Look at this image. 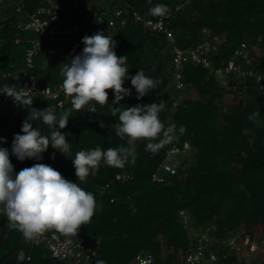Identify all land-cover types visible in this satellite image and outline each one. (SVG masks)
Here are the masks:
<instances>
[{
  "label": "trees",
  "instance_id": "16d2710c",
  "mask_svg": "<svg viewBox=\"0 0 264 264\" xmlns=\"http://www.w3.org/2000/svg\"><path fill=\"white\" fill-rule=\"evenodd\" d=\"M39 1L24 0L28 8L35 7ZM158 4L169 8L167 21L176 31L182 47L197 43L203 27L213 33L226 34V51L222 55H228L242 40L255 41L261 36L264 45V0H95L87 11L125 8L156 18L149 14V9ZM7 23L1 30L14 34L15 29ZM109 36L116 41L117 56L128 57L126 66L130 77L141 69L157 81L156 88L138 100L131 80H126L124 87L131 89V95L120 104L126 108L163 103L159 118L164 125L175 124L177 129L183 125L186 131L155 153L145 150L147 141H138L134 163L116 168L101 161L96 174H90L86 181L80 182L72 163L77 152L97 146L104 150L128 146L126 138L118 137L112 127L119 120L118 115L111 114V102L115 97L109 90V103L95 104V113L87 106L80 111L70 109L66 126L70 143L67 157L50 144L42 153V160H23L18 172L35 163H44L58 170L67 180L77 182L87 192L95 190L97 184L110 183L95 197L96 206L90 221L79 229L88 239L98 243L99 255L92 264L100 261L134 264L135 255L142 251L153 253L158 262L160 255L169 260L176 259L188 247L180 209L188 210L197 224L213 222L216 232L239 231L240 241L264 239V100L254 95L245 105L238 103L230 112L224 113L220 105L223 90L217 81L208 76L204 68L188 62L184 74L190 96L184 97L174 109L171 120L167 121L165 112L172 110L170 56L161 34L131 24L118 28ZM84 47L82 39L71 37L58 44L47 43L46 49L62 51L63 57H67L45 64L43 58L48 52H41L35 71L38 82H63L62 63H70ZM23 52V45L7 41L0 47V66L15 68L21 63ZM260 60L264 67V57ZM20 107L27 106L17 104L13 98L8 107L1 110L0 106V137L11 146L14 135L23 134L21 128H10L13 110ZM253 114L256 122L249 119ZM101 122L104 127L100 126ZM32 123L43 135H50L52 129L48 125L40 120ZM185 142L195 150L194 162L186 167L187 159L183 160L177 174L162 183L152 182L150 175L164 160L166 148L172 144L182 146ZM2 143L0 147L5 148ZM7 149L11 153V147ZM118 173L124 175L120 181L115 180ZM160 236L164 237V243ZM21 253L23 259L19 258ZM0 264L58 263L51 260L47 248L24 242L21 232L11 228L6 215L0 212ZM241 264H264V247L256 260Z\"/></svg>",
  "mask_w": 264,
  "mask_h": 264
},
{
  "label": "built area",
  "instance_id": "2783aa9c",
  "mask_svg": "<svg viewBox=\"0 0 264 264\" xmlns=\"http://www.w3.org/2000/svg\"><path fill=\"white\" fill-rule=\"evenodd\" d=\"M95 0H40L33 7L28 8L24 0H0V47L7 41L24 46L21 63L15 68L0 66V89L5 85H15L17 90L26 86L32 89V105L35 109L43 110L49 106L57 115L70 110L71 97L62 88V83L41 84L37 80L36 62L43 51L47 56L54 50L46 49V44L54 41L61 43L65 38L83 39L98 31L109 36L118 28L128 25L141 26L154 34H161L169 52V70L172 109L184 99V92L188 84L185 81V66L188 62L206 70L223 90L220 105L224 113H228L238 103L246 102L256 95L264 100V67L261 57H264L262 37L255 41H240L228 55L226 51L227 37L225 33H213L211 29L203 27L200 40L190 46L182 47L178 42L176 31L170 27L167 18L148 17L138 11L129 12L125 8L111 10L87 11ZM15 29V33L3 32L1 28L6 24ZM11 97L0 93L1 110L8 107ZM91 110L93 103L87 105ZM10 128H22L30 109L20 107L13 110ZM2 146L10 148L9 142ZM191 145L185 142L182 146L172 144L165 150L164 160L151 173L150 179L155 183L165 182L170 176L178 173L182 161L181 155H187ZM14 171L23 165V161L9 153ZM128 176V174H126ZM123 174H116L115 180L120 181ZM73 182V181H71ZM109 182L97 184L90 192L96 197L103 193ZM113 201V199H111ZM0 207H3L0 205ZM181 222L187 232L188 247L181 251L176 259L169 260L160 255L158 262L150 252H139L134 257V264H241L252 261L254 255H260V248L264 247V239L257 238L250 241H240L239 231L216 232L213 222L197 224L194 217L186 209H180ZM22 240L32 246L47 248L50 258L58 264H92L99 255L97 241L88 239L78 231L76 236L67 237L55 231H47L35 240H26L21 233Z\"/></svg>",
  "mask_w": 264,
  "mask_h": 264
},
{
  "label": "clouds",
  "instance_id": "9594fccd",
  "mask_svg": "<svg viewBox=\"0 0 264 264\" xmlns=\"http://www.w3.org/2000/svg\"><path fill=\"white\" fill-rule=\"evenodd\" d=\"M169 12V8L163 4L149 9V14L156 17H163ZM82 43L85 45L82 52L72 57L70 63H62L63 91L71 97L72 109L80 111L94 102L90 112L95 113V104H108V92L112 90L115 98L110 110L112 116L118 115L119 120L112 127L118 137L126 138L128 146L109 147L106 150L97 146L92 150L77 152L72 163L75 176L80 182L86 181L90 174L95 175L101 161L116 168H123L128 162L134 163L138 141H147L145 150L155 153L186 131L183 125L179 129L175 124L167 127L164 125L159 118L163 103L137 104L126 108L120 104L121 100L131 95V89L124 87L126 80H131L138 100L154 90L157 81L146 76L141 69L134 76H129L126 66L128 57L117 56L113 36L98 31L83 37ZM0 93L30 109L22 124L23 134L14 135L12 155L20 161H40L43 159L42 153L51 144L52 148L66 156L70 151V143L60 130L66 128L71 110L57 115L49 105L43 110L32 108L33 92L26 86L17 90L15 85H5ZM249 119L256 122L255 114ZM36 120L52 129L50 135H43L39 128L33 127L32 121ZM100 126L104 127L103 122ZM0 142L6 141L0 137ZM9 156V150L0 147V205L3 206L0 212L6 215L9 226L19 230L29 241L47 231H55L67 237L76 236L80 227L87 224L94 214V194L85 191L77 182L67 180L48 164L35 163L17 173ZM52 158H55L54 153ZM19 258L23 259V253ZM99 264L104 262L100 261ZM142 264L149 262L142 261Z\"/></svg>",
  "mask_w": 264,
  "mask_h": 264
},
{
  "label": "rangeland",
  "instance_id": "374dc122",
  "mask_svg": "<svg viewBox=\"0 0 264 264\" xmlns=\"http://www.w3.org/2000/svg\"><path fill=\"white\" fill-rule=\"evenodd\" d=\"M66 57L67 56H64L63 57V52L62 51H59V50H54L52 53H50V55L49 56H46V57H44L43 58V60L45 61L44 63L46 64V62L48 63V62H50V61H56V60H64V59H66ZM169 87H171L170 85H169ZM171 89V88H170ZM172 93L173 92H170V94L172 95ZM184 96H190V92L189 91H185L184 92ZM173 111H174V109H172V110H169V111H166L165 113H166V119H167V121H169V120H171V115H172V113H173ZM63 134H65L66 135V139L68 138V136H69V133H68V131H67V129L65 128V129H62V131H61ZM194 148H190V150H189V153L187 154V155H181L180 157H179V159L181 160V161H183V160H186L187 159V162H186V164L184 165V166H188L189 164H191L192 162H194V161H192V160H194L193 159V154H194ZM73 170H75V168H73ZM160 239L162 240V242L164 243V237L163 236H160ZM263 247H261L260 248V251H261V249H262ZM164 252H166L167 251V249L165 248V246H164ZM258 256L259 255H254L253 256V258L254 259H252V260H256L257 258H258Z\"/></svg>",
  "mask_w": 264,
  "mask_h": 264
}]
</instances>
